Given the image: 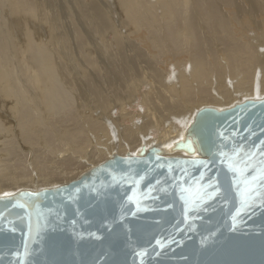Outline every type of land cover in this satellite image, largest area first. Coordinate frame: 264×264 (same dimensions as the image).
Returning <instances> with one entry per match:
<instances>
[{"label": "bare ground", "instance_id": "obj_1", "mask_svg": "<svg viewBox=\"0 0 264 264\" xmlns=\"http://www.w3.org/2000/svg\"><path fill=\"white\" fill-rule=\"evenodd\" d=\"M263 96L264 0H0V196Z\"/></svg>", "mask_w": 264, "mask_h": 264}, {"label": "water", "instance_id": "obj_2", "mask_svg": "<svg viewBox=\"0 0 264 264\" xmlns=\"http://www.w3.org/2000/svg\"><path fill=\"white\" fill-rule=\"evenodd\" d=\"M163 150L0 196V264H264V96L198 109Z\"/></svg>", "mask_w": 264, "mask_h": 264}, {"label": "rangeland", "instance_id": "obj_3", "mask_svg": "<svg viewBox=\"0 0 264 264\" xmlns=\"http://www.w3.org/2000/svg\"><path fill=\"white\" fill-rule=\"evenodd\" d=\"M168 78H169V76H168ZM114 150V149H113ZM140 150H141V148H140ZM118 152V149L116 148L114 151H113V153H117ZM112 153V154H113ZM106 154V153H105ZM108 158V157H107ZM104 160V159H103ZM102 160V161H103ZM102 161H99V162H97L96 164H98V163H100V162H102ZM93 164V165H92ZM91 165H89V167H86L83 171H81V173H83L84 171H86L87 169H89L90 167H92V166H94V165H96L95 163H92ZM80 173V174H81ZM79 174V175H80ZM79 175H77V176H79ZM76 177V176H75ZM75 177H72V178H70L69 180L71 181V180H73V179H75ZM64 182H69L68 180L67 181H63V182H60V183H57V185L58 184H62V183H64ZM21 188H27V187H24V186H21V187H19V188H17L16 190H21Z\"/></svg>", "mask_w": 264, "mask_h": 264}, {"label": "snow or ice", "instance_id": "obj_4", "mask_svg": "<svg viewBox=\"0 0 264 264\" xmlns=\"http://www.w3.org/2000/svg\"><path fill=\"white\" fill-rule=\"evenodd\" d=\"M200 163H203V162H200Z\"/></svg>", "mask_w": 264, "mask_h": 264}]
</instances>
